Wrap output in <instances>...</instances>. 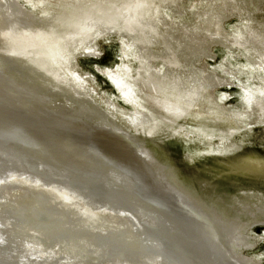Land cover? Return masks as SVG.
Instances as JSON below:
<instances>
[{
    "label": "bare ground",
    "instance_id": "bare-ground-1",
    "mask_svg": "<svg viewBox=\"0 0 264 264\" xmlns=\"http://www.w3.org/2000/svg\"><path fill=\"white\" fill-rule=\"evenodd\" d=\"M180 1L165 2L170 5L168 23L175 25L167 30L171 46L185 53L192 44L191 55L196 58L207 56L210 44V48L212 45L224 47L226 40L231 42L237 37L242 49L235 46L225 49L234 65L240 63V58L246 62L238 68L232 65L231 70L238 74L246 70L248 73L243 76L251 75L247 90L241 88L242 100L247 105L263 100L264 21L258 12L264 0H236V5L231 4L244 18L232 34L228 31L225 34L222 28L226 16L222 9L228 0L189 1L185 11L190 18L188 22L193 24L174 21ZM24 2L30 4L29 0ZM135 14L139 24L131 21L133 27L129 29V36L139 41L146 33L150 34L152 25L144 9ZM253 15L258 16L256 25L249 28ZM57 22L49 15H35L33 8H26L20 1L0 0V35L9 44L0 52V264H254L253 259L242 255L253 246V238L244 232L256 222L264 221V200L244 198L238 200L233 209L232 201L224 203L205 194L191 193L176 181L158 157L126 131L127 125L135 128L145 123L146 114L135 107L121 114L122 126L118 125L117 105L107 101L102 108L94 89L88 86V76L79 75L73 68L67 77L57 81L44 65L42 53L34 56L38 57L35 61L30 60L25 54L27 48L34 45L36 38L47 42L48 36L56 34ZM116 22L123 26L124 20L120 18ZM76 26L79 31L67 36L66 44L75 50L80 45L86 48L83 50L87 56L94 58L98 56L97 50L94 47L92 50L93 44L88 45L96 32H115L104 24L95 27L91 19ZM199 37L203 40L194 43ZM119 39L122 63L116 69L125 68V61L142 63L151 74L149 80L160 86L161 97H172L192 106L214 81L210 75L188 74L182 67L170 66L160 58L152 60L150 38L145 45L125 41L122 36ZM257 41L262 43L263 55L253 52ZM50 52L51 63L55 64L60 54L56 48ZM180 58L182 56L178 55L179 61ZM156 61L158 66L154 65ZM224 64L228 65L226 61ZM95 71L108 79L121 101L135 102L131 95L135 83L125 82L130 78L125 79L113 68L96 66ZM219 100L225 99L220 97ZM7 121L16 131L17 127L25 126L43 135L48 143L60 141L58 146H66L62 136L69 138L71 142L66 147L70 158L82 163L83 171L70 174L56 154L51 155L45 149L39 153L24 145L1 125ZM89 139L95 144L87 142ZM110 153L124 159L126 167L122 163L118 165L124 166L130 180L129 173L138 179L139 188L120 175L115 160L111 159V164L103 160L111 156ZM12 189L19 191L12 193ZM4 195L8 201L4 200Z\"/></svg>",
    "mask_w": 264,
    "mask_h": 264
},
{
    "label": "rangeland",
    "instance_id": "rangeland-1",
    "mask_svg": "<svg viewBox=\"0 0 264 264\" xmlns=\"http://www.w3.org/2000/svg\"><path fill=\"white\" fill-rule=\"evenodd\" d=\"M19 1L21 4H24L26 8H33L34 14L37 16L49 15L58 20V22L55 23L56 27L58 26L56 28V34L48 36L47 38L49 39L47 42L44 41V38H36L35 41L32 42L34 45L27 48L25 53L26 56H29L28 58L30 60L35 61L38 57L34 56H39V53H42L43 59L46 61L44 65L49 69L50 76L57 81L64 78V76L67 77L70 69L73 68L79 75L83 77L88 76V86L91 90L94 89L98 104L102 106V108L105 107L104 105H106L107 101H111L117 105L116 113L118 114V119H116V124L118 125L122 126L120 120L121 114L129 113L133 111L135 107L141 110L144 115L146 114V122H143L144 124H137L135 128L125 125V129L133 138L148 149L152 155L158 157L161 163L166 165L178 183L188 188L191 193L196 195L202 196L205 194L207 198L220 200L224 203L232 201L233 209L236 208L238 200H244V198H261L264 200V99H260V101L257 100L258 102L256 101L250 105L245 104L242 100L244 96L241 92V88L245 87L243 89L247 90V84L250 82L248 78L251 75L243 76V74L248 73L246 70L240 71L239 74L237 71H232V65L234 68H238L239 66H245L246 62L240 58V63L237 62V64L234 65L233 62L227 58L228 55L225 49L226 46H235L242 49L243 46L237 42V37H233L232 43L226 40V42L223 43L224 47L212 45L210 48V44L207 51L208 53L206 54L207 56L199 55L195 58V55H191V53L194 52L192 44L190 50L181 53L171 46V43L166 37L168 34V27L174 28L175 26L169 25L168 23L169 18H171L169 13L170 5L167 3L165 5V2L170 3L169 0H29V5L25 4V0H16V2ZM189 1L193 0L180 1L178 6L179 10L174 14V21H181L184 24H193L188 22L190 18L185 11ZM235 1L236 0L226 1L225 4L228 3L229 5L224 4V6H226L224 8L227 10H224V8L222 9V11H226L225 20L222 22V28L225 34L227 33L225 31L232 34L235 27L241 24L240 20L244 19L242 16L243 13L240 10L234 11L235 9L233 10L231 8L232 5H236L234 4ZM65 3L67 4L66 7L63 6ZM149 5H151V8ZM132 8L134 9L132 10ZM155 8L158 9L154 10ZM142 9H144L145 15H149L148 19L152 25V27H150L151 31L149 35L146 33L145 37L140 38L141 40H133L129 36V29L133 27V24H139V19L137 20L138 16H136L137 14H135V12ZM259 10L258 14L260 13L261 19L264 21V6ZM157 11L160 12L158 13ZM158 14L160 15L158 16ZM130 15L134 17L132 18ZM125 16L127 17L125 18ZM152 16L153 18L156 16L158 18L156 17L153 19ZM227 16H229V18ZM120 18L124 20L125 24L123 23V26H120V23L116 22L117 19ZM257 18L258 16L256 15L251 16L250 23L247 22L249 23V28L256 25L255 20ZM87 19L93 20L96 25L95 27H102L104 24L115 30V32L111 34H108L105 30L100 32L97 31L98 33L96 32L93 36V41H91L88 46L90 47L93 44L92 50L96 48L97 58L96 56L95 58L87 56V53L83 50L86 48H82L80 45L78 49L75 50L69 43L66 44L67 40L65 38L75 34L73 32H78L80 28L76 25L83 23ZM153 20L154 22L152 23ZM159 20L161 21L159 22ZM131 21L134 23L132 24ZM117 24H119V26ZM152 28L157 30L154 31ZM126 31L128 32L126 33ZM99 33H101V35H99ZM225 34L223 37H225ZM121 36L125 41H137L143 45L147 43L146 39L149 40L150 38L151 40L149 41L152 43L153 48L151 49L152 52H149V54L151 53V55H153V57H151L152 60L160 58L161 61L170 66L182 67L187 73H204V75H210L214 78L213 83L209 85L210 89L200 94L197 102L192 106L177 102L172 97H161L160 86L156 83L153 84L152 80H149L151 74H148V71L142 63H136L133 60L125 61V68L121 69L120 66L119 69H116L117 65H121L122 63V55L120 54L121 49H119V37ZM201 40H203V38L199 37V39L197 38V40L193 42L198 44ZM57 41L58 43L61 42L60 45ZM257 42L254 44L256 46H254L253 52H257V55H259V53L263 55L261 53L262 43ZM8 45L9 44L0 35V52L6 50ZM53 45L60 54L55 64L51 63V57L49 56L51 54V49L52 52L55 51V48L51 47ZM178 55L182 56L180 61L177 59ZM62 56H64V58ZM66 59L70 62L68 63ZM66 61L68 67L66 66ZM224 61H226L228 65H225ZM62 62L64 65L62 64L61 66L60 64ZM180 62L182 63L180 64ZM154 65L158 66V61L154 62ZM96 66L101 69L113 68V71H120L119 73H122L126 77L125 79L130 78L131 81L125 80V82L135 83L133 84L134 89L131 95L136 103L127 104L121 101L122 99L118 91L113 88L108 79L95 71ZM65 68L67 69L65 70ZM124 69H126V71H124ZM240 74L242 75L240 76ZM93 97L95 101V96L93 95ZM220 97L225 100L220 101ZM194 106H197V108ZM1 125L6 131L20 138L24 145L29 146L33 150L40 153L42 149H45L47 152H51V155L56 154V158L59 156V162L64 169L68 170V173L72 174L78 170L83 171L81 168L82 163L74 162L70 158V150L66 147L71 142L69 138L62 136L66 146H58V142L60 141L51 143L50 140V143H48V139L43 135L36 134V132L33 131L34 129L30 130L25 126H20L17 127L16 131L10 128V121L2 123ZM89 141L90 139L87 142ZM90 143L95 144L94 142L92 143V141H90ZM98 150L102 152L101 149ZM94 152L97 151L95 150ZM110 154L113 157L110 155L103 156V160H106L108 164H111V159L115 160V162H117V165H115L116 169L119 170L118 172L121 173L120 175H122L124 179L128 180L129 177L124 170V159L117 153ZM121 163L124 166L118 165ZM72 168H74V171H70ZM129 175L132 180L129 179L131 181L130 184L139 188L141 184L138 179L130 173ZM16 191L19 190H10L12 193ZM3 198L8 201L6 195H4ZM244 233L246 236L253 238V246L243 251L244 253L242 252V255L253 259L254 264H264V221L256 222L246 228Z\"/></svg>",
    "mask_w": 264,
    "mask_h": 264
}]
</instances>
